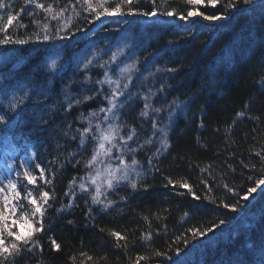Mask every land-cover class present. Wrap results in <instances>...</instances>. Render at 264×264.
Listing matches in <instances>:
<instances>
[{"label":"trees","instance_id":"16d2710c","mask_svg":"<svg viewBox=\"0 0 264 264\" xmlns=\"http://www.w3.org/2000/svg\"><path fill=\"white\" fill-rule=\"evenodd\" d=\"M3 2L13 13L25 7V0ZM117 2L120 0H110V5ZM227 2L218 0L213 7L208 0L200 4H188L187 0H133V6L143 11L155 7L160 13L176 10L186 14L198 10L206 15L225 16L217 21L194 17L183 23L176 17L158 14L108 17L89 24L91 17L87 13L79 17L73 13L70 34L65 30L68 39L48 42L36 39L38 31L42 34L43 13L29 17L27 13L33 11L32 7L22 12L9 34L27 43L0 45V109L6 99H11L7 85H14L22 94L21 85L31 88L48 81L55 84L58 92L69 79H82V70L76 64L85 53L96 49L110 55V50L123 45L127 47L121 58L131 56L140 61V72L136 74L139 79L132 92L141 83L142 90H155L163 83L166 91L158 95L166 99L157 101L156 106L174 98L184 106L173 117L169 150L154 159L155 167L144 173L147 191L128 189L131 194L121 201L125 190L120 189L110 197L117 204L106 213L93 206L94 221L85 217L84 197L76 200L79 207L71 212H57L61 203L67 202L63 194L69 180L83 174L81 168L71 164L58 172L51 186L56 198L44 221L46 231L39 234L40 247L36 253L21 257L17 264H135L138 255L148 256L141 264H258L264 247V187L248 194L247 199L245 194L264 176V160L256 155H264V84L260 83L264 76V0H253L251 5L236 0L237 7L225 14ZM65 3L67 0H61V6ZM3 17L6 21V12ZM33 19L40 20L41 28L32 23ZM55 26L56 22L51 21L50 27ZM78 28L83 30L77 31ZM108 55L102 54L101 58L108 59ZM52 60L57 61L56 69L48 67ZM157 66L160 71L154 72ZM169 68L176 71L168 72ZM101 74L95 68L88 73L94 79ZM26 103L29 108L33 106ZM99 106V101L89 102L83 111L87 113ZM141 107L142 102L136 103L122 119L138 126L139 121L133 117ZM80 110H73L68 119ZM201 120L203 127L199 126ZM145 128H150V121ZM8 135L23 137L11 142L17 149L14 167L18 168L26 155V151L18 150L26 142L37 153L36 162L42 167H50L49 161L57 155L54 138L31 125H21ZM9 146L0 136V161ZM69 146L76 147L72 143ZM138 159L147 164L145 153H140ZM33 174L39 175L34 165ZM168 179L175 183L169 185ZM182 183L191 191L180 187ZM221 201L238 205L237 211L224 208ZM144 217H148L147 222ZM68 220L74 223L70 225ZM220 220L225 223L219 225ZM213 223L219 225L218 229L203 237L193 239L188 231H202ZM111 230L127 238L120 241V245L126 243L127 247L117 246L116 239L109 234ZM149 232L150 239L142 240V234ZM186 238L188 244L183 242ZM53 239L60 245L59 250L52 249ZM153 250L167 255L154 256Z\"/></svg>","mask_w":264,"mask_h":264},{"label":"snow or ice","instance_id":"6c2138e0","mask_svg":"<svg viewBox=\"0 0 264 264\" xmlns=\"http://www.w3.org/2000/svg\"><path fill=\"white\" fill-rule=\"evenodd\" d=\"M187 2L188 4H200L203 0H187ZM217 2L218 0H208V4L213 7ZM243 3L251 5L253 0H243ZM28 7L33 9L27 13L29 17L43 13L42 34L38 31L36 39L45 42L68 39L73 13L76 17L87 13L91 17L87 20L89 24L105 17L126 15L155 17L159 14L177 17L181 20L200 16L210 21L224 18L223 14L205 15L204 12L194 11H187L186 14L176 10L160 13L155 7L151 11H143L133 6V0H120L115 3V6L110 5V0H67L63 6H61V0H51V2L25 0V7L13 13L3 0H0V34L3 37L0 38V45L27 43L24 39H14L9 34V29ZM236 7V0H228L224 5L225 14L229 9ZM4 12L7 13L6 21L3 17ZM51 21L56 22L54 28L50 27ZM32 23L37 28H41L40 20L33 19ZM19 26L26 27L23 24ZM65 30H69L68 34H65ZM76 30L82 31L83 29ZM125 47L127 45L110 50V55L103 50L96 49L85 53L76 64V68L82 70V79H69L67 83L62 84L58 92L55 84L48 81L41 85L34 84L31 88L21 85L22 94H18L14 85L6 86L11 89L12 95L10 100L6 99L4 107L0 109V136L5 138L7 144H11L23 137L8 135V133L21 125H31L34 130L47 132L54 138L57 155L52 156L49 161L50 167H42L41 163L36 162L37 153L32 151L26 142L22 148L18 149L26 151L19 167H14V163L7 165L9 173L14 174V178H0V203L3 206L0 210V264H17L21 257L36 253L40 247L39 234L46 231L44 221L48 209L56 198L55 189L51 186L58 172H62L68 164H71L73 168H81L83 174L74 175L69 180L63 194L67 202L61 203L57 209L58 213L71 212L73 208L79 207L76 200L84 197L83 202L87 209L85 217L94 221L93 206L106 213L117 204V201L110 197L118 194L120 189L125 190V195L120 196L121 201L127 200L131 194L127 191L128 189L131 192H137L141 188L147 191L148 185L143 181L144 173L155 167L154 159H158L162 152L169 150L173 117L177 109L184 104L174 98L167 104L161 103L156 106L157 101L166 99L158 95L166 91L163 83L155 90L152 88L142 90L143 84L141 83V87L136 92H132V88L136 86V81L139 79L136 74L140 72L138 67L140 61L131 56L121 58ZM102 54L108 55V59H102ZM48 67L56 69L57 61L52 60ZM93 68L102 73L98 78L94 79L88 75ZM159 71L160 68L157 66L154 72ZM167 71L175 72L176 69L169 68ZM260 83L264 84V76L260 77ZM154 97L156 100L153 99ZM93 101H99L100 106L89 109L85 113L83 107L86 103ZM26 102H30L33 106L29 108ZM140 102H142V107L133 117L139 121L138 126L130 124L127 119H122L136 103ZM75 109H81L79 114L68 119ZM57 117H60L59 122H57ZM149 121L150 128H145ZM199 126L203 127V120ZM70 143L75 144L76 147L70 148ZM12 148L13 151H17L15 145H12ZM142 152L147 156L146 165L142 159H138ZM256 155L264 160V155L260 152H256ZM61 156L64 157L63 160L60 159ZM33 165L39 170L38 176L33 174ZM24 181L26 184L23 183ZM174 183L172 179H168L169 185ZM29 185L33 187L29 188ZM255 185L247 190L245 199L248 198V194L255 193L261 186H264V176L257 179ZM180 187L189 188L186 183H182ZM189 191H191L190 188ZM193 196L195 197L194 193ZM195 198L199 199V197ZM221 203L224 208H231L233 212L237 211L238 205H230L223 201ZM144 219L148 221V217ZM19 221L27 225V231L18 230ZM67 222L70 225L74 223L73 220ZM224 223V220L219 221V225ZM219 225L213 223L210 228L202 231L197 228H191L188 231L195 239L205 236L213 229H218ZM109 234L116 239L117 246L127 247L126 243L120 245V241H126L127 238L119 231L111 230ZM150 236V232L142 234L141 239L147 241ZM183 242L188 244L189 240L186 238ZM51 247L55 250L60 249V245L54 239L51 240ZM176 251L179 252L180 249L177 248ZM152 255L160 257L167 253L153 250ZM147 259L148 256L138 255L135 264H141V261ZM236 264H243V262L237 261ZM258 264H264V247L261 248Z\"/></svg>","mask_w":264,"mask_h":264},{"label":"rangeland","instance_id":"374dc122","mask_svg":"<svg viewBox=\"0 0 264 264\" xmlns=\"http://www.w3.org/2000/svg\"><path fill=\"white\" fill-rule=\"evenodd\" d=\"M196 11H197V13H199L198 10H196ZM196 17H200V16H196ZM200 18L202 20H205L202 17H200ZM205 21H208V20H205ZM184 22H188V21L184 20ZM11 149L12 148H10L9 151L3 155V163L0 164V178H5V177L9 178L7 165L12 162L11 161L12 160V152L10 151ZM2 208H3L2 203H0V210H2ZM18 225H19V229L18 230H20V231H26L27 230V225L22 224V223H19Z\"/></svg>","mask_w":264,"mask_h":264},{"label":"water","instance_id":"95a60500","mask_svg":"<svg viewBox=\"0 0 264 264\" xmlns=\"http://www.w3.org/2000/svg\"><path fill=\"white\" fill-rule=\"evenodd\" d=\"M193 11V10H192ZM195 12H197V11H195ZM177 20H181V19H179V18H176ZM181 21H184V20H181ZM188 22H189V20H187ZM186 23V22H185ZM264 186H261L258 190H260V189H262ZM257 190V191H258Z\"/></svg>","mask_w":264,"mask_h":264},{"label":"bare ground","instance_id":"6f19581e","mask_svg":"<svg viewBox=\"0 0 264 264\" xmlns=\"http://www.w3.org/2000/svg\"><path fill=\"white\" fill-rule=\"evenodd\" d=\"M192 11V10H191ZM195 12V10H193ZM191 20V18L189 19V21ZM210 21V20H209Z\"/></svg>","mask_w":264,"mask_h":264}]
</instances>
